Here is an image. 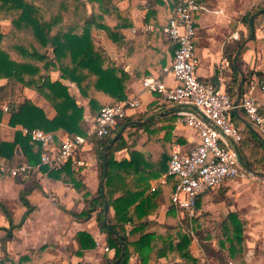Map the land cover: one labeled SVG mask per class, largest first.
Instances as JSON below:
<instances>
[{"label": "crops", "instance_id": "obj_1", "mask_svg": "<svg viewBox=\"0 0 264 264\" xmlns=\"http://www.w3.org/2000/svg\"><path fill=\"white\" fill-rule=\"evenodd\" d=\"M82 1L86 4V8H89L88 0ZM199 2L222 12L219 15L195 14L193 17L196 29L195 55L199 61L196 76L200 81L215 85L219 77L223 78L228 95L237 100L245 93L247 83L252 76L264 84V15H252L245 20L256 6L264 3V0H199ZM111 4L115 12L126 14L129 27L124 31L120 42H112L101 31L98 38L99 45L108 61L128 76V85L124 92L125 100L138 97L141 103L138 109L128 111L126 118L119 122L110 134L113 139L123 129L119 136L126 144L125 147L113 152L114 161H130V152L141 155L135 158V165L131 170L121 174L124 184L130 187L131 193L138 195L137 201L129 209L130 213H134V222H127L124 225L127 240L136 242L140 238V232L136 230L139 224L142 226L144 224L143 231H146V228L153 231L156 227H163L172 208L169 195L172 192L174 178L167 180L168 184L157 183L167 169L172 145L176 143L184 150H189L197 145L199 137L176 115L177 107L161 101L154 94L143 91L140 84L144 77L159 76L161 69L171 61L173 53L165 47L156 34L157 31L161 32L160 28L163 27L162 33L168 41L164 29L175 0H111ZM108 22L114 24L112 19H108ZM144 28H149V31H144ZM8 30L9 22L0 21V32L7 33ZM133 30H136L135 34L132 33ZM222 66L223 69L220 68ZM163 79L167 85H173L170 76ZM242 79L241 94L238 96V87ZM56 80L57 76H50L51 82ZM59 82L67 88L76 104L82 107V126L85 134L86 130L92 128L93 118L96 115L89 109V98L82 96L74 83L62 79H59ZM3 83L4 81L0 80V85ZM253 95L260 103V109L264 110V93L256 90ZM25 100H29L41 109L47 119L51 120L55 116L50 104L36 92L17 85L11 101L22 103ZM8 103V100L0 99L2 113L0 142H12L16 132H21L23 135L24 127L13 128L8 125ZM4 108H7L6 112ZM244 118L241 111L233 113L236 124L245 127L242 132L243 142L254 146H260L262 143L264 147V136L258 134L251 126H247ZM150 120L156 125L150 129L151 132L157 131L156 135L152 133L151 138L148 133L138 128ZM50 132L56 135L55 147L61 139L68 136L61 129ZM98 140L89 137L80 149L77 159L83 161L84 166L73 168L70 164L74 173L72 178L82 186L79 190L74 187L71 180L64 182L62 177H53L43 168L30 171L27 176L16 177L0 171V263L109 264L113 250L108 248L106 234L100 230L97 222L100 208L96 207L87 219L77 217L88 208V201L95 198L100 189H102L101 193L103 191L102 194H105L104 185L101 188L103 176L100 178ZM243 150V155H246L242 145L238 146L242 161ZM38 163L34 166L28 164L18 148L12 160L0 157V168L11 170L21 165L34 168ZM250 173L260 178L264 176L263 170H250ZM157 175L158 177H155ZM121 191H117L113 198L120 197ZM22 193L33 210L19 228L10 231L11 237L6 238L10 223L18 225L26 212V207L20 200ZM144 200L146 203L142 211L146 212V217L137 221L135 206ZM197 201L193 218H199V224L205 232H210L212 237H215L219 226L230 213L237 214L245 224L246 253L242 259L227 258L225 260L227 264H264V182L257 184L255 181L242 178L225 181L212 191L199 196ZM105 203L106 198L104 206ZM174 212V219L179 224L187 218L175 208ZM113 215L112 207L107 206L104 216L111 218ZM187 219L190 221L192 218ZM81 233L88 235L94 241V248L81 251L77 238ZM190 234L192 235V232ZM192 236L190 252L197 262L219 264L206 256L198 239ZM211 245L215 251L219 250L215 240ZM104 248L108 251L105 252ZM24 256L25 258L22 259ZM174 263L175 260L172 258H157L153 253L149 254L147 261V264ZM127 264H141V262L136 255H133L129 257Z\"/></svg>", "mask_w": 264, "mask_h": 264}, {"label": "trees", "instance_id": "obj_2", "mask_svg": "<svg viewBox=\"0 0 264 264\" xmlns=\"http://www.w3.org/2000/svg\"><path fill=\"white\" fill-rule=\"evenodd\" d=\"M88 5L89 8H86L82 0H0V21L9 22L8 32H0V80L4 81L0 85V99L9 102L10 127L21 126L28 130L41 129L45 132L61 129L70 137L84 135L83 109L76 104L59 79L74 83L81 95L89 98L88 106L92 114H97L105 105L125 100L128 76L108 61L98 38L102 31L112 42H120L124 31L129 27L128 18L124 13L114 11L111 0H88ZM252 15H264V3L256 6L245 20ZM108 19H112L114 24H110ZM160 29L161 32L157 31L156 35L173 53L175 44L169 39L167 41L162 33L163 27ZM51 75L57 76L55 82L50 81ZM17 85L36 92L50 104L55 112L53 119H47L43 111L29 100L22 103L11 101ZM1 116L0 110V119ZM154 127L156 125L152 120L138 126L148 133L150 138L153 137L152 133L157 134V131L150 130ZM243 139L242 134L239 146L242 145L246 152V155H243L244 150L242 152L244 164L248 167L262 166L264 164L262 143L260 146H254L243 142ZM111 140L109 135L97 141L101 162L100 178L104 172L102 162H106L105 194H102L100 189L96 197L88 201V208L77 216L87 219L96 207L100 208L97 222L100 230L106 234L108 248L113 250L109 264H127L129 257L133 255L139 258L141 264H147L150 253L157 258H172L175 260L174 264H199L190 252L192 235L198 239L206 256L219 264H227L225 262L227 258L244 257L245 224L235 213L226 216L217 234L212 237L211 233L205 232L199 224V218H192L190 221L185 218L179 224L174 219L175 212L172 206L165 226L156 227L153 231L146 228V231H143L144 224L143 226L139 224L136 230L140 232V238L136 242H129L124 234V225L127 222H134V213H130L129 209L137 201L138 195L131 193L130 187L124 184L121 174L131 170L135 165V158L141 155L130 152V161L116 162L113 160V152L125 147L126 144L119 136L107 150H104ZM17 148L31 166L39 162L40 154L43 152L40 144L23 136L21 132H16L12 142H0V157L12 160ZM49 174L56 178L62 177L64 182L71 180L78 190L82 187L72 178L74 173L70 163L59 171H49ZM170 179L171 177L168 178ZM174 184L175 181L172 190ZM119 190H122L121 196L114 199L113 195ZM24 197L22 193L20 200L26 207V212L18 225L10 223L6 238L11 237L10 231L19 228L33 210ZM105 198L107 206L112 207L114 211L111 218L104 216ZM145 203L146 200L135 206L137 221L146 217V212L142 211ZM197 203L198 201L196 205ZM77 238L81 251L94 248L95 243L88 235L81 233ZM213 240L219 246L218 251L211 245ZM122 253V258L115 263ZM24 258L25 256L22 259Z\"/></svg>", "mask_w": 264, "mask_h": 264}, {"label": "built area", "instance_id": "obj_3", "mask_svg": "<svg viewBox=\"0 0 264 264\" xmlns=\"http://www.w3.org/2000/svg\"><path fill=\"white\" fill-rule=\"evenodd\" d=\"M221 12L199 0H175L164 29L168 39L175 44L171 61L161 69L159 76L144 77L140 82L143 91L177 107L176 115L187 128L198 134L199 142L189 150H184L176 143L172 145L166 172L157 180V183L164 185L168 178L175 179L169 195L170 204L189 219L195 215L198 197L225 181L246 178L264 182V176L260 178L248 173L239 162L238 146L245 127L236 124L233 119V113L243 112L245 124L264 136V110L260 109V103L253 95L256 90L264 93V84L252 76L245 93L234 100L228 95L223 78L219 77L215 85L200 81L196 76L199 61L195 55L196 29L193 17L205 13L219 15ZM143 30L149 31V28ZM135 32L132 31L133 34ZM166 76L171 77L173 85L164 82ZM140 105L138 97L105 105L93 118L90 130H86L84 135L64 137L57 147L55 133L23 128V136L40 144L43 149L38 165L34 168L21 165L13 170L0 168V171L16 177L27 176L30 171L40 168L59 171L67 163L73 168L84 166L77 155L88 138L109 136L119 122L126 118L127 112L138 109ZM3 110L6 112L7 108ZM104 251L108 249L104 248Z\"/></svg>", "mask_w": 264, "mask_h": 264}, {"label": "water", "instance_id": "obj_4", "mask_svg": "<svg viewBox=\"0 0 264 264\" xmlns=\"http://www.w3.org/2000/svg\"><path fill=\"white\" fill-rule=\"evenodd\" d=\"M253 18H251L252 20ZM242 84H243V79L241 80V83H240V86L238 87V96L241 94V88H242ZM123 131V129L121 130ZM121 131L110 141V143L108 144V146L106 148H104V150H107L112 144L113 142L117 139V137L120 135ZM238 159H239V162L241 164V166L243 168H245L246 171L250 172V170L243 164V161H242V158L240 155H238ZM105 166H106V162L104 161L103 162V168H104V172H103V178H102V184H101V188H103V185H104V179H105V175H106V171H105ZM103 193V191H102ZM106 210H107V205L105 203V206H104V213H106ZM122 255L123 253L120 255L119 259L115 262L117 263L121 258H122Z\"/></svg>", "mask_w": 264, "mask_h": 264}, {"label": "rangeland", "instance_id": "obj_5", "mask_svg": "<svg viewBox=\"0 0 264 264\" xmlns=\"http://www.w3.org/2000/svg\"><path fill=\"white\" fill-rule=\"evenodd\" d=\"M263 166H264V164L262 165V166H260V167H256L255 165H251L250 167H248V168H250V170L251 171H256V170H263L264 171V169H263ZM245 170V169H244ZM248 172V171H247ZM250 173V172H249ZM251 174V173H250ZM238 179H241V178H238ZM246 179V178H245ZM248 180V179H247ZM257 184H262V182L260 181V180H256L255 181ZM193 218V217H192Z\"/></svg>", "mask_w": 264, "mask_h": 264}]
</instances>
